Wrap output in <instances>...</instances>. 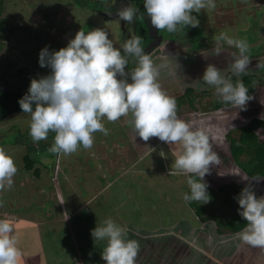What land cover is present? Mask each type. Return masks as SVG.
<instances>
[{"label": "crops", "instance_id": "obj_1", "mask_svg": "<svg viewBox=\"0 0 264 264\" xmlns=\"http://www.w3.org/2000/svg\"><path fill=\"white\" fill-rule=\"evenodd\" d=\"M255 2L259 6L264 0ZM217 58L221 56L214 59ZM263 58L251 56L252 64L247 72L239 76L234 74L235 78L242 80L247 75H254L263 80L264 66L260 63ZM250 96L252 99L244 109L233 105L216 111L209 109L214 117L204 118L200 129L208 134L211 142L220 144L221 129L218 126L230 135L252 119L264 121V82ZM202 109L200 111H204ZM17 114L27 113H13L9 117ZM6 119L0 122V130ZM223 120L225 122L220 125ZM186 122L192 124L193 130L197 129L196 119ZM116 124L122 130L119 120ZM25 128L22 127V143L18 146L22 156L14 159L18 168L14 186L0 192V197H4L0 199L4 201L0 219H5L2 215L6 213L13 218L8 220L18 228L22 225L24 233L27 230L31 233V227L36 226L45 240H54V244L59 236L60 240L68 242L66 252H57L54 244L51 256L43 254L41 247L36 264H50L49 258L54 261L67 255L74 257L73 264H106L101 253L107 242L94 241L91 233L107 218L125 227L128 239L139 242L136 264H264V248L247 245L237 236L246 226L231 230L228 227L230 216L219 215L222 206L221 210L225 207L233 210V205L238 204L232 199L231 192L220 191V187L233 183L231 165H211L218 169H210L203 182L208 186L207 192L211 189L213 194L207 203L193 201L203 210L200 216L194 204L183 199L185 193L190 194V188L188 174L178 173L174 167L178 144L170 145L157 137L147 142L136 137L114 138L113 133H110V139H100L96 137L100 133L97 132L93 147L88 149L94 152V160L84 153L82 146L76 153L56 155L53 159L48 149L53 145L54 137L33 142ZM257 130L262 129L257 128L256 134ZM220 145L216 153L231 163L221 148L223 143ZM26 147L30 150H25ZM13 150L16 151L10 148L7 152ZM56 160L62 170L53 182ZM239 177L243 178L242 172ZM165 207L172 212L171 218H161L160 208ZM176 208L184 209L186 216L175 217ZM232 222L233 226L239 225V219ZM175 256L181 260L177 261Z\"/></svg>", "mask_w": 264, "mask_h": 264}, {"label": "clouds", "instance_id": "obj_2", "mask_svg": "<svg viewBox=\"0 0 264 264\" xmlns=\"http://www.w3.org/2000/svg\"><path fill=\"white\" fill-rule=\"evenodd\" d=\"M216 6L215 0H144L151 25L169 33L183 27H198L199 20L192 13L212 11ZM117 16L131 24L143 20L144 13L129 4L121 7ZM213 39L217 56L222 53V43L238 49V55L233 54L231 70L238 76L245 74L251 63L248 42L230 36L226 31ZM141 44L138 36L127 40L122 54L108 33L97 28L78 31L75 38L58 51L42 49L40 67H49L51 74L32 79L28 93L19 100L22 112L30 114V137L33 142H39L47 140L52 132L55 136L48 149L50 153L69 156L81 146L85 153L93 147L95 133L109 134L103 122L105 118L115 123L130 115L129 124L143 141L157 137L170 145H182L174 167L178 173L193 174L187 179L190 195L185 193L183 199L207 203L210 196L204 177L210 173V165L220 164V156L213 151L203 129L193 130L190 122L178 117L175 97L168 95L158 82L163 66L155 65ZM129 57L135 58L137 66L126 72ZM202 80L214 87L223 102L236 108L244 109L252 99L241 80L233 84L214 64L206 67ZM17 172L14 158L0 147V192L12 189ZM238 203L242 209L239 214L247 221L246 227L237 233L239 240L252 247L264 248V197L257 198L255 192L246 187L239 194ZM3 206L4 201L0 200V207ZM2 216L5 219H0V264H18L22 251L17 246L13 223L8 220L13 218ZM91 235L94 241L107 242L101 253L106 264H136L139 242L128 239L126 228L113 219L107 218L102 226L92 230Z\"/></svg>", "mask_w": 264, "mask_h": 264}, {"label": "rangeland", "instance_id": "obj_3", "mask_svg": "<svg viewBox=\"0 0 264 264\" xmlns=\"http://www.w3.org/2000/svg\"><path fill=\"white\" fill-rule=\"evenodd\" d=\"M125 1L127 0H122V3H125ZM254 1L258 0H215L217 6L214 10H201L200 13H192V15L196 16L199 20L198 27H183L182 30L175 33H169L166 29L161 30L160 34L164 38L162 46L156 51L149 50L146 52L152 57L155 65L163 66L160 68L158 82L168 95L179 98L188 88L195 89V94H202L201 96L203 97L200 96L195 100L197 105L203 104L197 112L191 110L187 105H183L177 111L178 117L185 121H193L195 120V116H197L196 127L199 129L200 122L204 121L206 113L208 114L209 109H212L210 106L213 101L216 99L222 100V97L216 93L214 87L207 85L202 80L206 67L209 64H214L221 70V74L227 78V73L232 72L231 63L233 61V54L238 55V49L222 43L221 58L214 59L217 55L215 53L216 44L213 37L226 31L230 36L245 39L248 42L250 45V51L248 53L250 58L251 56H257V59L264 57V5H262L263 7H261V5L258 6ZM105 2H107L108 6L105 5ZM5 7L6 9L3 15L5 18H7L8 15L10 16V13H16L18 16V18L15 19L16 23L21 22L27 25L30 24L32 27L38 26L41 30L37 33L38 38H35L34 33V35L24 43L15 44L17 39L11 38L9 43L5 41L4 45L0 46V56L7 54L10 57L11 64L5 69L6 73L12 72L13 77L19 78L16 79L14 83L12 81L13 84L11 85L13 86L12 89L15 90L17 94L14 96V93L9 94L6 92V96V93L1 92V90L7 89L5 88L7 81L4 82L6 77L3 75L0 76V115L3 114L5 109L4 102H8L10 99H15L16 101L18 98H23L27 93H25V91L22 92V90L29 89L32 79L43 77L41 71L37 68L35 69V66L36 64L40 65L39 54L45 47H47L50 52L58 51L54 46L66 47L69 41L75 38L78 31L84 30L87 32L99 28L104 29L108 33L109 39L112 40L114 46L120 49L123 54V45L125 42L133 37H141L142 34L140 31L141 28H136L133 23L127 24L125 22L126 28H124L125 24L122 25L120 22H108V19L115 16L122 7L121 0H8ZM42 14H48L47 20L44 22V27H42L40 22ZM134 60V57H129V64L125 69L126 72L132 71L137 66ZM260 63L264 66V58L260 60ZM251 64L252 63H250L249 66H251ZM16 67H24L32 70L31 72L25 70L17 72V70L14 71ZM42 68L46 71V75L51 74V69L49 67ZM262 70L264 72L263 67ZM16 72L18 74H16ZM257 75L259 77V74ZM129 82H131L130 77ZM184 99L185 98L181 99V101H184ZM178 104L179 102H177V105ZM201 108H203L202 110L204 111H200ZM129 119L130 115L120 118L119 121L123 125L122 130L117 126V122H107L105 127L109 129V134L104 136L102 133H97L96 137L100 139L108 137V139H110V133H113L114 136L112 137L114 138H140L136 136L133 126L129 124ZM106 121L105 118L103 122ZM4 122L6 124L1 123L3 129L0 130V147H4L6 151L10 148L16 149L17 152L13 150L7 153L14 159H19L22 156V151H18V146L22 143L23 137L21 130L23 126H26L25 129H27V131H25V133L29 139L32 140L29 134L30 114H17L7 118ZM224 122L225 120H223V122L221 121L219 124L221 125ZM218 127L221 129L220 137H222L224 134L223 131L225 130L222 126ZM258 134L261 136L260 134H262V131L257 130V136ZM48 136L54 137L55 133L50 132ZM219 141L220 144L224 143V140ZM209 143L215 152L217 148L221 146L220 144H214L210 139ZM177 144V147L176 145L174 146L177 148V154L179 155L182 151V145L179 143ZM225 146H227V144ZM7 147L9 148L7 149ZM30 147H26L25 150H30ZM224 152L228 154L227 149H225ZM49 155L55 159V154L49 153ZM219 155L221 154L219 153ZM232 161L233 160H231L230 163L228 160L220 157L221 164H219L220 166H216L230 167V165L232 166ZM210 169L218 168L210 165ZM212 176L216 175L212 174ZM0 199H4V197H0ZM35 200L37 201L38 199ZM46 205H44V207ZM222 208L223 206L220 208L219 215L225 217L230 216L231 221L237 220V212L239 210L238 204L233 205V210H228L227 207L221 210ZM47 209L48 207L46 211ZM163 210L160 208L161 218L168 219L172 217V212H170V214L167 207L163 208ZM175 212V217L183 218L186 216V211L184 209L178 210L176 208ZM5 216L11 217L6 213ZM13 226L14 235L17 238V246L22 251V256L18 264H36L40 259L41 247L43 254H49V256L53 253L50 251L54 244L56 245L55 248H57V252L61 250L62 252L64 250L66 252L68 249V247H66L68 246V242L60 240L59 236L57 237V242L55 241L54 244V240H45L40 229L36 226L31 227V233H28V230L27 233H24L21 227L22 225H20L19 228L17 224H13ZM38 231L40 232L39 235ZM42 233H45L44 228H42ZM176 260L180 261L181 257H177ZM48 263L73 264L74 257L67 255L62 258L58 257L56 260L54 259V261L49 258Z\"/></svg>", "mask_w": 264, "mask_h": 264}, {"label": "trees", "instance_id": "obj_4", "mask_svg": "<svg viewBox=\"0 0 264 264\" xmlns=\"http://www.w3.org/2000/svg\"><path fill=\"white\" fill-rule=\"evenodd\" d=\"M8 2V0H0V46L4 45V42L10 41L11 38H16V43H24L27 40H29L32 35L35 33V38H38L37 33L41 30L40 27H32L30 24H23L21 22H15V19L18 18L16 13H10V16L8 15L7 18H5L4 11L6 9L5 4ZM48 17V14H42V19H40L42 27H44V22H46ZM40 24V23H39ZM15 41V40H14ZM58 50H60L62 47H56ZM10 57L7 54H4L3 56H0V76L6 77L4 80L7 81L6 87L7 89L1 90L3 93H14L17 94L15 90L12 89L13 86H11L16 79L11 73H6V68L10 66ZM39 69L41 71L42 76L46 75V71L40 65L36 64L35 69ZM22 72V71H30L28 68L24 67H16L14 71ZM38 71V70H37ZM16 72V74H18ZM47 76V75H46ZM227 78H230L233 84L236 83V78L232 72L227 73ZM10 77V78H9ZM13 81V83H12ZM245 86L249 90V95L264 82L260 78H257L254 75H247L242 78L241 80ZM11 82V83H10ZM16 82V81H15ZM1 84V81H0ZM5 84V83H3ZM25 91V93H28V89H23L22 92ZM6 93V96H7ZM201 94H195V90L193 88H188L185 90V92L180 96V98H175L179 104L177 105V111L181 108L183 105H187L190 107L193 111H198L200 108L196 107L195 100L200 97ZM202 97V96H201ZM184 99V101L181 99ZM19 100L21 98H18ZM10 99L8 102H4V112L0 115V121H3L7 117H9L13 113L22 112V109L19 105V100ZM15 101V102H14ZM232 104L225 103L223 100L216 99L213 101L211 108L213 110L219 109L221 107H229ZM198 106V105H197ZM262 129L264 131V121L258 120V119H252L249 121L245 126L239 128L238 130L234 131L229 135V133L226 136L227 140V146L226 144H223L221 148L228 149L229 153L227 154L231 160L235 162V164L238 166V168L245 173L248 177L251 178H263L264 177V143L259 141L258 136L256 134V129ZM237 133V134H236ZM193 174H189L188 177ZM193 178L198 179L197 177L193 176ZM246 188L242 185H238L235 183L225 184L224 186L220 187V191L223 193H229L231 192L232 199L237 201L239 194L241 191ZM255 192L257 198L260 196V192L258 190L251 189ZM209 196L213 194V191L210 189L208 191ZM190 195V194H189ZM189 202V201H188ZM230 203V201H228ZM194 204V208L196 209V213L201 216V211L196 203L193 201L189 202ZM239 205V203H238ZM240 207V205H239ZM242 211V209H240ZM237 219H239V225H232L231 223H234L230 220L228 227L231 230H239L240 228L246 226L247 221L237 212Z\"/></svg>", "mask_w": 264, "mask_h": 264}, {"label": "flooded vegetation", "instance_id": "obj_5", "mask_svg": "<svg viewBox=\"0 0 264 264\" xmlns=\"http://www.w3.org/2000/svg\"><path fill=\"white\" fill-rule=\"evenodd\" d=\"M105 3H106L105 5L108 6L107 2H105ZM129 4H132L134 7H137L139 12L144 13L143 20H135L133 23L136 28H138V27L141 28V30H140L142 32L141 37H140L141 41H142L141 46L144 48L145 52H147L149 50H152V51L158 50L159 47L162 46V43L164 42L163 41L164 38L160 34V30L155 29L151 25V19L147 15L146 9L144 8V0H127V1H125V3H122V0H121L122 7L127 6ZM105 20H107V19H105ZM112 21L120 22L122 25L125 24L124 21H122L118 18L117 13L115 14V16H112L108 19V22L112 23ZM124 28H126V24L124 25ZM160 38H161V40H159ZM157 42H159L160 44L158 46L154 45ZM179 98H180V96H179Z\"/></svg>", "mask_w": 264, "mask_h": 264}, {"label": "built area", "instance_id": "obj_6", "mask_svg": "<svg viewBox=\"0 0 264 264\" xmlns=\"http://www.w3.org/2000/svg\"><path fill=\"white\" fill-rule=\"evenodd\" d=\"M207 117L211 118L214 116H213V114H209V115H206L205 118H207ZM195 118L197 119V116H195ZM199 126L201 128H203L201 125V122H200ZM227 134H228L227 132H224V134L222 135L223 138L220 137V140H224L223 144L227 143V141H226ZM260 135L261 136H259V134H258V139H259V141L264 143V132L262 131V134H260ZM262 139H263V141H262ZM227 151L229 152V150H227ZM85 154L93 160L94 153H92L89 150H85ZM61 170H62L61 164L58 160H56L55 165H54V174L52 176L53 182H55L57 180L58 174L60 173ZM240 172H242V171L238 168V166L235 164V162L232 161V181H233V183L238 184V185H242L244 187H249V188L254 189V190H258L260 192V196L258 198L264 197V182H263L264 177L263 178H251L242 172L243 178H240L239 177Z\"/></svg>", "mask_w": 264, "mask_h": 264}, {"label": "water", "instance_id": "obj_7", "mask_svg": "<svg viewBox=\"0 0 264 264\" xmlns=\"http://www.w3.org/2000/svg\"><path fill=\"white\" fill-rule=\"evenodd\" d=\"M159 40H161V38L159 39ZM160 42V41H159ZM159 42H157L156 44H154V45H156V46H158L160 43Z\"/></svg>", "mask_w": 264, "mask_h": 264}]
</instances>
